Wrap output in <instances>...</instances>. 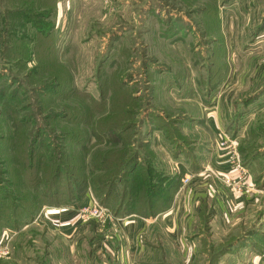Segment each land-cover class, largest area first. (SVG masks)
Instances as JSON below:
<instances>
[{"label": "rangeland", "instance_id": "obj_1", "mask_svg": "<svg viewBox=\"0 0 264 264\" xmlns=\"http://www.w3.org/2000/svg\"><path fill=\"white\" fill-rule=\"evenodd\" d=\"M219 96L229 141L263 165L264 0H0V264H126L106 227L172 193L175 139ZM85 192L78 213L108 217L67 237L27 228Z\"/></svg>", "mask_w": 264, "mask_h": 264}, {"label": "crops", "instance_id": "obj_2", "mask_svg": "<svg viewBox=\"0 0 264 264\" xmlns=\"http://www.w3.org/2000/svg\"><path fill=\"white\" fill-rule=\"evenodd\" d=\"M221 91L224 93L223 88ZM215 99L212 106H205L204 97L193 103L195 126L192 127L197 134L182 129L187 144L175 139V144L181 145L175 156L178 163L174 171L179 173L180 183L170 207L157 211L150 218L126 214L123 224H118L117 228L106 227L113 243L124 242L128 256L126 264H138L145 251V239L148 248L151 242V245L159 243L151 247L149 253L153 254L148 256L159 258L145 259L143 264L170 263L166 259L168 253L174 255L178 251H183L178 262L185 264H264V164L261 157H248L229 141L232 137L228 127L233 122L230 107L222 103V96ZM165 127L163 125L160 131H166ZM163 136L170 143L167 134ZM154 153L158 158L155 148ZM166 169L163 171L169 172ZM185 177L189 179L187 182L183 180ZM82 202H94L92 194L88 192L81 200L65 206L45 207L37 223L27 228L49 230L53 235L67 237L80 221L77 207ZM247 219L249 222L244 221ZM222 230L227 233L217 237ZM194 234L198 238H193Z\"/></svg>", "mask_w": 264, "mask_h": 264}, {"label": "built area", "instance_id": "obj_3", "mask_svg": "<svg viewBox=\"0 0 264 264\" xmlns=\"http://www.w3.org/2000/svg\"><path fill=\"white\" fill-rule=\"evenodd\" d=\"M188 180L189 179L185 177L184 181L187 182ZM226 182L230 183V181H226ZM231 183L235 184L237 187L239 186V184L235 181H231ZM79 215L83 221H87L89 219L102 220L109 216V209L105 206L98 204L87 205L80 209ZM0 246H1V240H0ZM4 253L6 254L7 252Z\"/></svg>", "mask_w": 264, "mask_h": 264}, {"label": "trees", "instance_id": "obj_4", "mask_svg": "<svg viewBox=\"0 0 264 264\" xmlns=\"http://www.w3.org/2000/svg\"><path fill=\"white\" fill-rule=\"evenodd\" d=\"M54 18H55V16H54ZM215 81V80H214ZM109 117V119H115V120H119V118H120V116H119V114H118V112L115 114V113H113L112 115H110V116H108ZM121 117H123V115L121 116ZM110 120V121H111ZM109 121V120H108ZM109 121V122H110ZM110 124V123H109ZM102 132V131H101ZM179 179H178V182H177V184H176V187L172 190V193L170 194V192H167V195H166V198H164L161 202H159L156 206H154V207H150L149 205V210H148V212L149 213H136V212H126V213H124V214H122V215H120V217H122V216H125L126 214H130V213H136V214H138V215H140V216H144V217H151V216H153V215H155V213L157 212V211H160V210H166L167 208H169L170 207V205H171V201H172V197H173V193H174V191L176 190V188L178 187V185H179V182H180V176L178 177ZM84 194H86V192L84 193ZM168 194H170V195H168ZM81 196H83V195H76L74 198H73V200H75V199H82L83 197H81ZM169 198V199H168ZM140 202V201H139ZM45 205V204H44Z\"/></svg>", "mask_w": 264, "mask_h": 264}]
</instances>
